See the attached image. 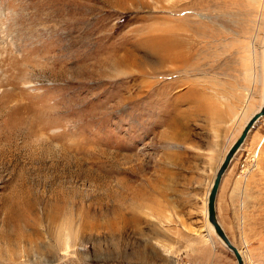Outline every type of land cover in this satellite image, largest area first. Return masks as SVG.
I'll return each instance as SVG.
<instances>
[{
	"label": "rangeland",
	"instance_id": "374dc122",
	"mask_svg": "<svg viewBox=\"0 0 264 264\" xmlns=\"http://www.w3.org/2000/svg\"><path fill=\"white\" fill-rule=\"evenodd\" d=\"M211 1V56L177 74L136 40L178 0H0V264L236 263L205 202L263 101L264 0ZM239 150L218 212L264 264V116Z\"/></svg>",
	"mask_w": 264,
	"mask_h": 264
},
{
	"label": "bare ground",
	"instance_id": "6f19581e",
	"mask_svg": "<svg viewBox=\"0 0 264 264\" xmlns=\"http://www.w3.org/2000/svg\"><path fill=\"white\" fill-rule=\"evenodd\" d=\"M211 2H212L211 0H178V3L168 6L169 12L172 14L170 18H165V17L159 18L162 20V22L160 23L161 24L160 26L147 25L142 28L144 32H143V35H141L136 40L137 45L145 49L148 55H153L156 58H158L162 64H165V63L172 64L173 67L169 70V72L171 71L177 74H185V73H188V71L190 72L192 71V73L195 72L196 70L200 68V61H202L206 56H209V54L211 56L212 52H210L211 46H209V44L211 45L213 40L215 41L216 39H218L219 33L217 32L215 34V30L212 27L213 25L211 24L212 26H210L207 23H204L202 21L204 20L203 18H205L206 20H210L211 18H209V16L205 15L204 13L199 12L200 10L198 9L199 7H201L202 10L207 9L204 11H209L208 8L209 6H211ZM173 13L176 15L175 17H173L174 16ZM205 22H208V21H205ZM204 42L207 43L208 45L203 44V47H202L200 44ZM110 63L114 67L123 65L124 63L125 65L130 66L128 68L136 66L138 67V73H140L141 76L144 77L146 75L143 64L137 65L134 63L132 59L129 61V59L127 60L125 57H118L116 59H113L112 62ZM123 70L124 69H122V71ZM252 73H251V78L254 77L253 76L254 74ZM158 77H160V75L155 76V78H158ZM153 82L147 81L146 86H151ZM174 83L173 82L170 84L168 83V85L166 86L168 87L173 86ZM188 83H189V80H188ZM262 98H263L262 100H264V96ZM190 101L194 103L195 108H201L204 106V104L202 102H199V100H198V104H196V100H190ZM211 105L209 104V106L208 105L205 106L207 110L206 112H208V117L209 118L214 117L216 113L217 119H219L220 117L218 118L219 114L217 113L220 111V109L218 107H215L214 105L213 106ZM260 106L254 112H256L260 108ZM246 109L247 107L243 109L242 114L245 112ZM253 113H251L248 116L246 115L247 113L245 114V116L247 117L244 118L245 120L244 124L246 123V121L250 118V116ZM244 124L241 127H243ZM227 150L224 152L223 157L225 153L227 152ZM223 157L221 161L223 160ZM214 176L209 182V188H208V192L206 195V202H205L206 218H207V196L211 188ZM206 225H207L206 226L207 230H209V228L213 229L212 225L208 222V219H207ZM207 235H209V233H207ZM240 254L242 255V252H240ZM245 262L246 261H244V264Z\"/></svg>",
	"mask_w": 264,
	"mask_h": 264
},
{
	"label": "water",
	"instance_id": "95a60500",
	"mask_svg": "<svg viewBox=\"0 0 264 264\" xmlns=\"http://www.w3.org/2000/svg\"><path fill=\"white\" fill-rule=\"evenodd\" d=\"M262 116H264V100L260 108L254 112L250 118L246 121L244 126L242 127V130L239 134V136L233 141L227 152L225 153L223 160L221 161L211 188L209 190L208 196H207V219L208 222L212 225L215 234L217 237L222 241V243L231 251L233 254L236 263L237 264H244L242 255L240 254V251L238 248L232 244L226 233L224 232L223 228L221 227L220 223L217 220L216 216V208H215V202H216V195L221 183L222 176L226 172L228 166L230 165V162L234 158L235 154L243 144L246 136L248 135L249 131L255 124V122L260 119Z\"/></svg>",
	"mask_w": 264,
	"mask_h": 264
},
{
	"label": "crops",
	"instance_id": "0c3cea01",
	"mask_svg": "<svg viewBox=\"0 0 264 264\" xmlns=\"http://www.w3.org/2000/svg\"><path fill=\"white\" fill-rule=\"evenodd\" d=\"M238 151H240V150H238ZM236 173H237V162H234V161L232 162L231 161V163L228 166L226 172L222 176L221 183H220V186H219L217 195H216L215 208H216V216H217L218 222L220 223L221 227L223 228L224 232L226 233V235L228 236V238L230 239V241L232 242V244H234L238 248V250H239L240 247L238 245H236L233 242V239H232L234 230L232 229V226L233 225H232V223L230 221V216L231 217L236 216V212L234 211L231 214H229V212L227 210V212L222 211L221 214H220L218 212V207H217L221 195H222V197H223V195H224V197H226V196L228 197V189L230 187V184H232V186H233V190H232V193L233 194H235L238 190L240 191V189H241L240 185L242 183H244L243 179L245 177L238 176V174H236ZM238 194H239V199H241L242 198L241 193L238 192ZM223 200H225V199L222 198L221 199V202H220L222 204V206L225 203V202H223ZM242 202L243 201L240 200V203H239V207L241 209H242V206H244V203L242 204ZM242 258H243V256H242ZM243 260H244V258H243ZM235 264H237V263H235Z\"/></svg>",
	"mask_w": 264,
	"mask_h": 264
}]
</instances>
